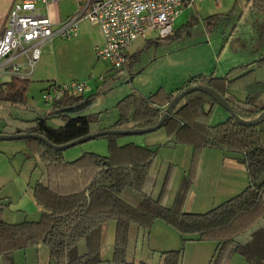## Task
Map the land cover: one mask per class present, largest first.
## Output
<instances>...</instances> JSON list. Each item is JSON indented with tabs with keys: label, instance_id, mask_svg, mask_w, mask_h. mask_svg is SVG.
<instances>
[{
	"label": "trees",
	"instance_id": "trees-1",
	"mask_svg": "<svg viewBox=\"0 0 264 264\" xmlns=\"http://www.w3.org/2000/svg\"><path fill=\"white\" fill-rule=\"evenodd\" d=\"M248 1L251 11L264 16V0ZM253 66L256 69L264 67V55L253 64L233 68L222 78L194 77L176 92L167 93L160 89L148 98L133 93L117 103L118 120L111 128L133 130L153 127L177 94L196 86L217 91L243 120L255 119L264 111V106H259L264 82H256L258 90L250 92L243 105L228 98L233 82L253 74ZM29 86V79L18 77L0 85V121L10 119L17 125L14 130L12 127L6 129L5 135L38 134L55 146H63L99 132L100 114L76 117L67 114L84 102V95L56 101L50 113L32 121L19 122L12 118L13 108L28 106ZM207 103L218 105L201 92L187 95L178 103L162 127L169 138L166 145H189L197 155L208 148L228 151L238 163L246 166L248 172L249 186L241 194L207 213H187L180 207L186 187H183L174 207L168 208L163 203L168 189L167 177L157 199L147 196L133 207L120 195L125 190L143 192L160 146H120L118 141L127 136L100 137L108 142L107 156L83 153L69 162L64 157L67 150H54L40 140L27 138L22 141L40 157L47 174V183L37 182L33 188V196L43 213L36 222L0 223V245L10 250L45 246L53 264H98L102 262L103 228L116 222L118 241L111 264H125L123 256L129 227L136 225L150 230L156 220H162L179 233L193 236L192 240L215 242L217 248L210 264H221L230 247H236L249 263H254L255 253L249 245L257 236L249 234L247 237V233L264 220V141L258 125L246 126L231 115L226 122L216 126L201 122L199 118L204 114L203 107ZM54 118L62 119L60 127L51 125ZM82 243L87 248L85 254L79 252ZM183 251L163 253L165 264H180Z\"/></svg>",
	"mask_w": 264,
	"mask_h": 264
},
{
	"label": "crops",
	"instance_id": "crops-1",
	"mask_svg": "<svg viewBox=\"0 0 264 264\" xmlns=\"http://www.w3.org/2000/svg\"><path fill=\"white\" fill-rule=\"evenodd\" d=\"M17 2H19V0H0V33L3 30L4 22L12 6ZM196 4L197 3L193 5ZM38 7L41 13L47 16L52 21L53 29L57 30L63 22L71 18L76 13V11L79 10V8L81 7V1L67 0L62 2H50L47 5L39 3ZM188 7H192V5L184 7V10L176 19L174 33L172 37L168 39L170 42L173 41L177 31H180L177 26H179V21L185 15L186 9ZM79 26V34L76 37L63 39L58 34H55L48 42L44 44V46L42 47L41 60L36 66L32 77L29 79V104L27 107L13 108L11 110L12 118L18 120L19 122L32 121L36 119L35 116L40 117L50 113L52 108L51 105V107H49V110L45 111L40 110L30 104L31 100L35 99V95L38 96L37 93L43 94V92L48 90L53 84H66L71 81H85L87 83V90L83 94L85 98L84 102L89 100V98L99 97L102 93H105L104 95H106V93L112 91L109 96L105 97L104 102L97 105L100 108L99 111L96 106L95 108L93 107L91 109L93 114H98V112H102V108L103 106H105V102L109 101V99L111 100L110 102L112 104H115V109L119 101L133 93H138L139 95L148 98L160 89H163L167 93L176 92L194 77L213 76L222 78L225 77L233 68L253 64L254 62L260 60L264 55V16L258 15L254 16V25L248 29V36L246 38L241 37L239 40H234L236 42H232L233 44L228 50L229 54L227 55V60L224 61V64H222V61L219 60L218 66L214 71L213 69L208 70V68H206L204 64L205 61L199 60L198 62H196L197 70L193 72L189 71L187 74H185V78L188 79H186L184 85L180 88H177V86H179V81L178 83H173L172 87L168 88L165 84L160 83V81L156 82V76H152V74H149V76H147V82H144L145 84L141 85V83L136 82V80H142V78L137 77L138 72L136 71L139 70L136 67L137 64L140 63L141 57L147 50L159 47L163 44L162 41H165L163 39H160L156 33L151 32L146 37L138 38L133 42L128 52L125 67L122 70H116V72L126 71L127 77H130L128 83H131V86H128V88L126 89L123 88V86L119 83V78H114L115 69H113L108 63L99 61L97 59L95 49L97 46H101L103 44V36L100 28L86 20L81 21ZM231 37L233 39L235 37V33L232 34ZM139 39H145L147 41L144 46L141 47L140 45H135L136 41H138ZM229 43H231V38ZM168 55L169 54L165 56ZM244 60L250 61H248V63L246 64L242 63L244 62ZM252 69H254L255 71L253 74L242 76L234 81L231 85L228 98L231 100H234L235 98L236 104L243 105L245 102V100L239 101L236 98L237 96L234 95L237 94L236 92L245 93L246 97L244 99H247L248 94L256 89V82H264V67L256 69V67L253 66ZM0 73L1 79L4 83H10L14 78L2 71H0ZM102 77L103 79H101ZM153 86H155V89H152ZM85 95H89L90 97L86 98ZM263 98L264 93H261V96L259 98V106H264V104H260V100H262ZM71 111L72 110L67 112V114L73 117L83 116L84 114H86L79 113V115H71ZM101 117L102 116H100V119ZM60 120L62 121L61 118H54L51 120V122H60ZM16 126L17 125H15L14 121L10 119L6 121H0V134H4L3 132L9 127H12L14 130L16 129ZM111 127L102 129L99 126V132L112 129ZM165 135V141H168L169 138L166 132ZM118 144L120 146L135 144L140 147L155 148L149 144L143 143V140L141 138L136 140H119ZM30 150L31 147H29V145L24 143L22 140L19 141V143H17L16 141H0V223L16 225L25 222H36L39 221L42 216L43 209L37 204L33 196V188L37 182L32 184L30 180L31 177L25 178L20 173V168L16 163V159H18L19 156L23 157V161L31 160L32 157L30 156V153H28ZM209 151L215 152L209 153ZM95 152H99L101 156L102 154L107 156L108 142L106 140L95 142L88 145L86 149H78L74 150L73 152L65 153L64 157L65 160L71 162L79 158L83 153L96 154ZM187 153L188 162L191 156L190 150H187ZM195 156L196 161H194V163L196 169H201V167L205 163H212V166L216 165V170L212 172V175L208 179L207 189L204 190V187H202L201 190H197V194L203 195L205 198L213 196V194H221L223 197L225 196V198H230V196H233L242 188L249 186L250 181L246 166L238 163L233 158L232 154L228 151L208 148L202 150L198 155L195 154ZM174 162L175 160L171 158L166 161V164L168 166L170 165L169 167L173 168L175 172L176 166ZM218 165L221 166L218 167ZM152 167L153 164L151 166V169ZM150 174L151 171L149 173V176ZM163 176L164 174H162L161 178H163ZM198 180L199 179H197L196 183L198 182ZM38 182L46 184L47 174L43 181ZM29 189L32 190V194L30 196L28 194ZM161 189L159 187V189L155 193V196L152 192L153 195L151 194L150 197H152L153 199H157L161 194ZM15 192L17 196L14 197ZM171 194L172 192H169V196L167 197L165 194L163 198V203L168 208H172V206L169 205ZM145 197H147V195H143L139 198L131 197L132 201H130V205L133 207H137L145 199ZM7 210L13 214V218H4L5 211ZM31 213H35V215L30 216ZM22 215H24L23 218L25 219L24 221L19 222V218ZM38 216L39 219L28 220V218H38ZM185 239L188 241L184 242ZM192 239H194L193 236L183 235L179 233L176 229L162 220H156L150 230H143L136 225H131L127 232L123 261L125 262V264H165L163 253L183 249L184 251L180 264H210L217 248V246H214L212 244H215V242H198ZM117 241L118 224L116 222L108 223L104 226L102 231V262L98 264H111L115 257ZM232 248L234 247L229 248L221 264H251L238 251L235 252L236 254H231ZM79 252L81 254H85L87 252L85 243H82L79 246ZM0 264L53 263L50 257L49 250L45 246L10 250L5 246L0 245Z\"/></svg>",
	"mask_w": 264,
	"mask_h": 264
},
{
	"label": "rangeland",
	"instance_id": "rangeland-1",
	"mask_svg": "<svg viewBox=\"0 0 264 264\" xmlns=\"http://www.w3.org/2000/svg\"><path fill=\"white\" fill-rule=\"evenodd\" d=\"M254 16L258 15L250 10L248 0H220L219 2H215L214 0H205L203 2H198L196 5H192V7H188L185 15L179 21L180 24H178L179 26L177 27L180 31H177L173 41H162L163 44L161 46L147 50L143 54L140 63L136 66L139 69L136 71L138 72L137 77L142 78V80L139 79V81L136 80V82L143 85L145 84L144 82H147V76L152 74V76H156V82L160 81V83L165 84L168 88L172 87L173 83H178L179 81V86H177V88H180L184 85L186 79H188L185 78V74L189 71L193 72L197 70L196 62L199 60L205 61L204 64L206 68H208V70L213 69L214 71L218 66L219 60L222 61V64H224V61L227 60V55L229 54L228 50L230 46H232V42H236L234 40H239L241 37L246 38L248 36V29L254 25ZM234 33L235 37L232 39L231 35ZM230 38L231 43H229ZM146 42L147 41L145 39H139L136 41L135 45H140L142 47ZM167 54L169 55L165 56ZM248 61L250 60H244L242 63L247 64ZM116 77L120 79L119 83L123 86V88L127 89L128 86H131V83H128L130 77H127L126 71L116 72L115 70L114 78ZM152 89H155V86H153ZM111 92L106 93V95H104L105 93H102L99 97L93 98H89V95H85L86 98H89V100L82 103L75 109H71V115H79V113H86L84 115L93 114L91 109L93 107L95 108V106L99 111L100 108L97 105L104 102L105 97L109 96ZM236 93L237 94L234 95L237 96L236 98L239 101L246 100L244 99L246 97L245 93ZM37 94L38 96L35 95L34 100L30 99V105L40 110H49V107L52 105L50 106V104L44 102L42 93ZM110 101L111 100L109 99V101L105 102V106H103L101 113L98 112V114L102 116L98 124L102 129L110 128L118 120V112L116 111V108L114 109L115 104H112ZM232 102H235V98ZM260 104H264V98L260 100ZM203 113L204 114L199 118L200 121L211 126L224 123L230 117L227 110L219 105H213L211 103H207L203 107ZM37 117L38 116H35V118ZM60 124L62 125L61 120L60 122H51V125L55 127H60ZM258 128L261 132V138L264 141V123L258 125ZM164 131L165 130L161 128L146 135L127 136L121 139L122 141L141 138L143 143L149 144L152 147H161L155 161L153 162L151 174L145 185L144 192L136 193L131 190H125L120 197L126 203H131V197L139 198L143 195L151 196L152 192L155 196L156 191L159 187L161 189L165 179L169 177L167 184L168 189L166 191L167 197L169 196V192H172L169 205L172 207L175 206L177 199H179L178 196L184 189L183 187H186V193L183 194L184 200L180 204L181 209L183 212L204 214L241 194L248 187L246 186L242 188L239 192L230 196V198H225V196L223 197L221 194H213V196L205 198L203 195L197 194L196 192L198 189L201 190L202 187H204V190L207 189L208 179L212 175V172L216 170V165L212 166V163H205L201 169H196L194 163V161H196L194 148L182 143H171L170 145H166L168 141H165L166 135ZM101 141H103L102 138L91 140L70 148L65 153L73 152L78 149L83 150L86 149L88 145ZM16 142L19 143V141ZM187 150H190L191 155L188 162ZM210 152L215 151H209V153ZM28 153H30V156L32 157L31 160L23 161L22 156H19V158L16 159V163L20 168V173L25 178L31 177L30 180L32 184L38 181H43L45 179L46 172L40 157L36 153L31 152V150ZM95 153L100 155L99 152ZM102 156L106 155L102 154ZM171 158L175 160V172L173 168L171 169L169 167L170 165L168 166L166 164V161ZM220 166L221 165H218V167ZM162 174H164L163 178H161ZM197 179L199 180L196 183ZM186 182L187 186H185ZM28 194L29 196L32 194L31 189H29ZM15 196H17L16 192L14 193V197ZM34 215L35 213L30 214V216ZM23 216L24 215L19 218V222L24 221L25 218H23ZM6 217L13 218V214L7 210L5 211L4 218ZM36 219H39V216L38 218H28V220ZM249 234H252L253 237L255 234L257 236L256 239L252 241V244L249 245L250 249H252L255 253L256 258L254 263L251 264H264V220L253 227L252 230L247 233V237H249ZM212 244L217 246L216 243V245L214 243ZM235 252H237L236 247L232 248L231 254H236Z\"/></svg>",
	"mask_w": 264,
	"mask_h": 264
},
{
	"label": "built area",
	"instance_id": "built-area-1",
	"mask_svg": "<svg viewBox=\"0 0 264 264\" xmlns=\"http://www.w3.org/2000/svg\"><path fill=\"white\" fill-rule=\"evenodd\" d=\"M62 1L67 0H19L12 6L0 33V71L30 79L41 60L44 44L55 34L63 39L76 37L83 20L101 30L103 44L95 49L97 59L122 70L135 40L151 32L167 39L173 35L175 21L184 7L205 0H80L79 10L54 30L38 4ZM3 83L0 73V85ZM86 90L85 81H71L51 85L42 97L52 105L65 97L83 95Z\"/></svg>",
	"mask_w": 264,
	"mask_h": 264
},
{
	"label": "water",
	"instance_id": "water-1",
	"mask_svg": "<svg viewBox=\"0 0 264 264\" xmlns=\"http://www.w3.org/2000/svg\"><path fill=\"white\" fill-rule=\"evenodd\" d=\"M195 92H201L206 95H208L210 98H212L219 106L224 108L229 112V114L234 117L239 123L244 124L246 126H257L262 123H264V111L255 119L252 120H243L241 117H239L233 107L230 105V103L222 97L217 91H215L212 88L205 87V86H196L187 88L184 91L180 92L175 96V98L171 101V103L167 106V108L164 111V114L159 121V123L153 127L146 128V129H133V130H116V129H108L103 130L94 134L87 135L85 137H82L74 142H71L69 144L63 145V146H55L51 144L45 137L38 135V134H13V135H5L0 134V141H21L27 138L30 139H37L45 144H47L49 147L53 148L54 150L58 151H66L70 148H73L77 145L86 143L91 140L98 139L100 137H106V136H141L146 135L152 132H155L159 129H161L165 123V121L169 118V116L172 115L175 107L178 105V103L187 95H190Z\"/></svg>",
	"mask_w": 264,
	"mask_h": 264
}]
</instances>
